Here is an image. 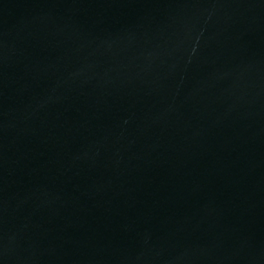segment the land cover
Instances as JSON below:
<instances>
[{
	"label": "water",
	"instance_id": "water-1",
	"mask_svg": "<svg viewBox=\"0 0 264 264\" xmlns=\"http://www.w3.org/2000/svg\"><path fill=\"white\" fill-rule=\"evenodd\" d=\"M0 264H264V0H0Z\"/></svg>",
	"mask_w": 264,
	"mask_h": 264
}]
</instances>
